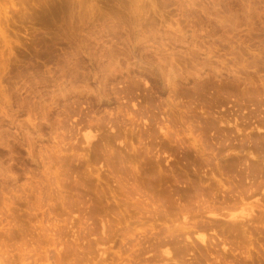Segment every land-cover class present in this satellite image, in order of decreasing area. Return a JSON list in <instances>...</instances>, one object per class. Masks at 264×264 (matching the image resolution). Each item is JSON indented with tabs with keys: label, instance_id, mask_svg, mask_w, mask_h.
Segmentation results:
<instances>
[{
	"label": "rangeland",
	"instance_id": "1",
	"mask_svg": "<svg viewBox=\"0 0 264 264\" xmlns=\"http://www.w3.org/2000/svg\"><path fill=\"white\" fill-rule=\"evenodd\" d=\"M0 264H264V0H0Z\"/></svg>",
	"mask_w": 264,
	"mask_h": 264
}]
</instances>
